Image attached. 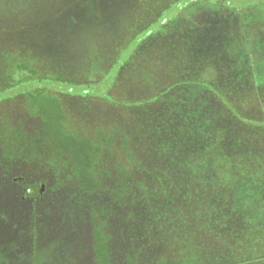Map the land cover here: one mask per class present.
<instances>
[{
	"label": "rangeland",
	"instance_id": "374dc122",
	"mask_svg": "<svg viewBox=\"0 0 264 264\" xmlns=\"http://www.w3.org/2000/svg\"><path fill=\"white\" fill-rule=\"evenodd\" d=\"M141 1L0 0V52L10 57L1 66L5 83L0 81V89L29 76V70L19 65L22 61L41 73L49 71L39 82L0 91V101L10 98L0 103V264H95L92 211L95 204L100 207L108 201L105 190L90 194L79 189L69 173L67 154L60 158L63 165L45 164L43 158L50 152L38 142L41 121L30 116L26 92L55 94L70 129L90 138L114 124L128 127L143 119L144 112L142 116L125 105L148 101L157 89L169 90L177 84L195 90L192 95L198 89L216 91L223 103L256 107L248 110L250 119L264 117V106L254 104L256 93L250 95L264 90L263 5L245 0L241 3L249 9L235 13L234 6L219 8L208 0H165L141 24ZM30 27L39 36L32 35ZM160 33L167 37L158 50L160 35H155ZM14 39L21 46L5 45ZM17 121H21L18 126ZM184 144L187 151L200 148L199 140ZM7 147L10 156L4 155ZM168 149L172 151L164 147L163 152ZM109 157L103 155L98 168L115 170L104 159L113 163L119 156ZM260 166L243 180L231 166H219L217 161L183 165V170L195 173L176 174L180 184L197 188L198 200L213 196L218 206L213 208L214 224L197 233L194 242L188 243L193 235L182 233L184 245L198 252L203 247L219 249L211 252L215 258L201 256L204 264H264V164ZM165 168L158 170L171 171ZM112 176L104 174L100 184L117 183L119 177ZM157 178L167 181L163 175ZM124 182L134 186L130 180ZM236 184L241 191L233 189ZM230 199L234 203L228 209L225 204ZM254 200L255 206L250 204ZM244 202L242 212L236 203ZM121 224L123 228L113 213L105 230L110 235L112 264H129L128 254H141L132 219ZM223 248L229 250L227 254ZM143 249L136 258L139 264H152L162 250H145V245ZM175 250L172 247L163 264H176L182 258Z\"/></svg>",
	"mask_w": 264,
	"mask_h": 264
},
{
	"label": "trees",
	"instance_id": "16d2710c",
	"mask_svg": "<svg viewBox=\"0 0 264 264\" xmlns=\"http://www.w3.org/2000/svg\"><path fill=\"white\" fill-rule=\"evenodd\" d=\"M208 1L219 8L234 6L231 8L235 13L249 9L247 3H241L245 0H238L240 2L236 0H231L232 2L228 0ZM164 4L165 0H142L138 7L142 9L141 16H139L141 21L143 20L141 24L146 21L150 12ZM252 4L264 6V0H255ZM29 29L34 30V27ZM31 32L32 35L39 36L38 32ZM158 35H160L157 39L159 50L161 47H158L166 41L167 36L160 33L155 37ZM36 39L31 40L35 42ZM17 44L21 46V42H16L14 39L5 45L12 47ZM155 51L160 54L157 50ZM5 62H10V57L0 52V81L3 83L5 80L1 66ZM19 65L29 70V76L16 83L6 84L8 86L1 88L0 91L21 87L24 84L31 85L30 83L39 82L45 79L46 75L49 76L48 70L41 73L36 68L32 69L26 65L24 61ZM125 66L126 63L121 67L120 74ZM194 91L186 89L181 84L172 86L169 90L161 87L151 96L150 100L125 105L135 113L141 112L142 115L144 112L146 117L138 118L131 124L129 123L128 127L122 123L114 124L113 128L106 130L107 133L106 131L98 132L93 138L70 129L67 113L55 94L43 90L26 92L30 116L41 121L38 142L42 141V144L48 146L50 152L43 158L45 164L57 165L56 162H59V165H63L60 158L67 154L68 162L71 164L68 168L69 173L79 189L90 194L100 192V190L108 193L105 197L108 201L102 203L100 207L95 204L91 216L92 256L95 264H112V254L109 248L110 235L105 230L108 228V219L113 213L117 214L120 228H123L121 222L125 218L132 219L134 231L139 233L136 238L138 239L137 253H143L144 245L147 248L145 250L158 252L160 248L162 249L152 264H163L166 261L165 256H169L168 253L171 252L172 247L183 255L176 261V264H204L200 259L201 256L215 258L211 252L219 249L214 248L209 251L203 247L198 252L194 246L184 245L182 236V233L189 232L194 238L189 237L188 243H192L196 240L197 233L207 231L212 227L215 221L211 218L213 208H218L215 206V198L211 196L201 201L198 200L195 193L197 188L193 184H180L176 174L178 171L185 176L195 173L183 170V165L190 163L206 165L217 161L219 166H231L234 173H237L238 177L243 180L245 174L251 169H258L257 167L264 164V117L250 119L248 110L256 107L251 105L249 109L240 108L238 101H231V105H228V102L223 103L222 99H217L219 94L216 91L198 89L196 94L192 95ZM253 93L257 95L254 104L258 107L264 106V90L250 91V95ZM8 99L10 98L0 103ZM196 101L199 103L197 104ZM155 104L159 106L150 111L141 110L148 105ZM16 123L18 126L21 121ZM194 140H199V150H185L184 142ZM164 147L171 148L172 151L168 149L163 152ZM6 152H4L5 156L12 155L10 147ZM112 153L119 156L118 159L113 158V163H108L105 159L104 161L106 164L114 165L115 170L98 168V164L102 163L103 155H110L108 160H111ZM247 167H249L248 171H245ZM161 168L171 171L160 172L158 169ZM104 174L106 176L113 174V178L119 177V179L114 185L102 186L100 180L104 178ZM204 174L210 175L211 173L205 172ZM159 175H163L167 181L158 180ZM125 180H130L134 186L125 183ZM240 187L236 184L233 189L241 191ZM256 202L254 200L250 204L255 206ZM232 203L234 201L230 199L225 206L228 209L232 208ZM244 204L245 202L236 203L238 210L242 211ZM199 213L202 218H199ZM120 237L123 238L122 232ZM180 240V243L177 242ZM224 250L225 253L229 251ZM231 254L229 252L226 259L230 258ZM130 255H127L129 264H135V261L138 263L136 259L138 255ZM139 258L140 256L138 260ZM243 258L247 262V257Z\"/></svg>",
	"mask_w": 264,
	"mask_h": 264
}]
</instances>
